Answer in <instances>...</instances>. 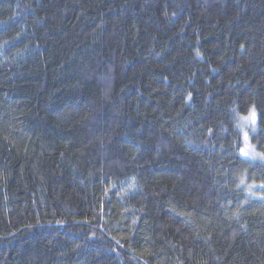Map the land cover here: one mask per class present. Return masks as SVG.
I'll return each mask as SVG.
<instances>
[{
    "label": "trees",
    "instance_id": "1",
    "mask_svg": "<svg viewBox=\"0 0 264 264\" xmlns=\"http://www.w3.org/2000/svg\"><path fill=\"white\" fill-rule=\"evenodd\" d=\"M264 0H0V264H264Z\"/></svg>",
    "mask_w": 264,
    "mask_h": 264
},
{
    "label": "rangeland",
    "instance_id": "2",
    "mask_svg": "<svg viewBox=\"0 0 264 264\" xmlns=\"http://www.w3.org/2000/svg\"><path fill=\"white\" fill-rule=\"evenodd\" d=\"M254 113L253 111H250L248 114L239 117V126L241 128V134H242V146L240 148V155L244 158H250V159H257V160H264V156L261 152H259L256 147L252 144L250 140V133L254 127L255 123V113L254 117L248 121H245L244 117H250L251 114ZM254 121V122H253ZM247 137V139L245 138Z\"/></svg>",
    "mask_w": 264,
    "mask_h": 264
},
{
    "label": "snow or ice",
    "instance_id": "3",
    "mask_svg": "<svg viewBox=\"0 0 264 264\" xmlns=\"http://www.w3.org/2000/svg\"><path fill=\"white\" fill-rule=\"evenodd\" d=\"M253 117H254V113H252L250 117H244L243 119H244L245 121H248V120L252 119ZM253 122H254V121H253ZM245 138L247 139V137H245Z\"/></svg>",
    "mask_w": 264,
    "mask_h": 264
}]
</instances>
